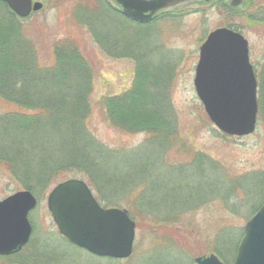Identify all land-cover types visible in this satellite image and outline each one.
<instances>
[{
    "label": "rangeland",
    "instance_id": "obj_1",
    "mask_svg": "<svg viewBox=\"0 0 264 264\" xmlns=\"http://www.w3.org/2000/svg\"><path fill=\"white\" fill-rule=\"evenodd\" d=\"M35 1L43 2L45 9L26 19L0 1V27L17 28L24 35L21 43L43 70L55 65L57 43L78 41L93 69L88 129L105 152L99 156L102 167L73 168L44 195H36L39 203L29 216L34 229L30 243L18 256L0 257V264H195L199 257H219L214 249L226 230L234 236L221 248L231 257L241 231L245 234L247 223L264 204V119L259 115L250 136L225 135L205 111L194 79L203 42L218 28L235 29L231 25L249 41L251 62L261 71L264 22L259 26L253 19L250 24L241 14L229 12L228 0L188 2L143 25L82 10L96 0ZM102 1L117 10L113 0ZM251 1L258 4L257 11L264 9V0ZM86 14L100 21L102 42L95 39L93 21ZM139 79L155 110L177 124L164 140L145 132L130 134L112 124L105 98L133 91ZM23 87L21 97L44 96L43 80L33 85L27 81ZM17 111L18 106L0 96V116ZM68 179L84 180L103 207L130 214L137 225L130 258L95 257L63 238L48 208V195ZM23 190L0 167V201Z\"/></svg>",
    "mask_w": 264,
    "mask_h": 264
},
{
    "label": "trees",
    "instance_id": "obj_2",
    "mask_svg": "<svg viewBox=\"0 0 264 264\" xmlns=\"http://www.w3.org/2000/svg\"><path fill=\"white\" fill-rule=\"evenodd\" d=\"M90 2H86L83 11L93 12L101 18L110 15L116 20L122 16L130 21L120 11L105 5L102 0ZM257 5L255 1L247 0L240 10L227 8L235 15L241 14L250 24L254 19L259 26H263L264 9L257 11ZM87 20L93 21L94 37L102 42L105 37L97 32L100 21H95L90 16ZM231 27L240 29L234 25ZM22 40L24 35L17 28L0 27V96L4 100H11L20 108V111L0 116V167L22 189L38 196L44 195L58 178L71 172L73 168L95 171L97 167H102L99 156L103 157L105 151L98 149L99 143L93 139L88 129L92 112L90 94L93 89V69L81 54L78 41L67 39L57 43L55 65L43 70L37 63L36 55L26 49L27 44H22ZM257 76L260 118L264 119V65L261 71H257ZM42 80L43 97L37 99L26 93L21 97L20 92L27 81L33 85ZM141 81L138 80L131 92L105 98L104 103L111 114L112 124L130 134L145 132L151 134L154 140H164L177 124L175 120L170 122L162 117V112L155 110L156 104L154 107L152 98ZM229 235L233 237L234 233L222 231L219 244L214 249L226 262L237 255L244 231H241L231 257L221 248L232 241L227 242Z\"/></svg>",
    "mask_w": 264,
    "mask_h": 264
},
{
    "label": "water",
    "instance_id": "obj_3",
    "mask_svg": "<svg viewBox=\"0 0 264 264\" xmlns=\"http://www.w3.org/2000/svg\"><path fill=\"white\" fill-rule=\"evenodd\" d=\"M19 17L44 8L33 0H0ZM195 0H115L125 16L149 23L160 13ZM210 2L211 0H206ZM245 0H231L237 9ZM196 92L211 121L230 136L256 131L259 115L258 79L250 60L249 41L240 32L219 28L200 49L194 80ZM38 205L30 191L0 201V256L15 255L30 242L29 219ZM49 210L60 233L71 243L100 257L128 259L133 255L136 222L128 212L103 208L89 186L71 179L56 186L48 197ZM195 264H226L216 255L196 258ZM232 264H264V206L247 223L245 237Z\"/></svg>",
    "mask_w": 264,
    "mask_h": 264
}]
</instances>
